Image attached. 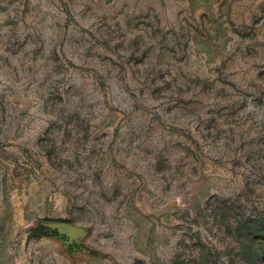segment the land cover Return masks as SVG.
Listing matches in <instances>:
<instances>
[{"label": "rangeland", "instance_id": "obj_1", "mask_svg": "<svg viewBox=\"0 0 264 264\" xmlns=\"http://www.w3.org/2000/svg\"><path fill=\"white\" fill-rule=\"evenodd\" d=\"M0 264H264V0H0Z\"/></svg>", "mask_w": 264, "mask_h": 264}]
</instances>
